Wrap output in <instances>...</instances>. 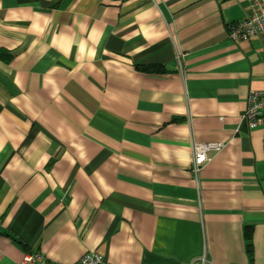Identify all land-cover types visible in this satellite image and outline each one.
Returning <instances> with one entry per match:
<instances>
[{"label": "crops", "instance_id": "crops-1", "mask_svg": "<svg viewBox=\"0 0 264 264\" xmlns=\"http://www.w3.org/2000/svg\"><path fill=\"white\" fill-rule=\"evenodd\" d=\"M250 12L0 0V264H264V34L229 37Z\"/></svg>", "mask_w": 264, "mask_h": 264}, {"label": "built area", "instance_id": "built-area-1", "mask_svg": "<svg viewBox=\"0 0 264 264\" xmlns=\"http://www.w3.org/2000/svg\"><path fill=\"white\" fill-rule=\"evenodd\" d=\"M251 12L248 17L230 24L229 37L231 40L245 41L264 34V0H248ZM251 129L264 127V90L251 91L248 96V108L244 115ZM225 148L223 143L196 144L193 149V171L197 175L210 159V153ZM21 264H54L40 254L27 255ZM75 264H105L104 257L98 253L89 252ZM207 264V259H202Z\"/></svg>", "mask_w": 264, "mask_h": 264}, {"label": "trees", "instance_id": "trees-1", "mask_svg": "<svg viewBox=\"0 0 264 264\" xmlns=\"http://www.w3.org/2000/svg\"><path fill=\"white\" fill-rule=\"evenodd\" d=\"M156 68H157V67H156ZM143 70H146V71H154V70H152L151 67L145 68V69H143ZM155 71H161V70L158 69V70H155ZM248 253H249V254L252 253V251H251V244L248 245Z\"/></svg>", "mask_w": 264, "mask_h": 264}]
</instances>
